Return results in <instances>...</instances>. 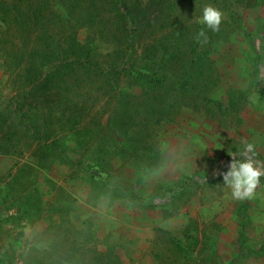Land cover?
Here are the masks:
<instances>
[{
    "label": "rangeland",
    "instance_id": "374dc122",
    "mask_svg": "<svg viewBox=\"0 0 264 264\" xmlns=\"http://www.w3.org/2000/svg\"><path fill=\"white\" fill-rule=\"evenodd\" d=\"M129 1L132 48L124 59L105 51L99 60L119 62L133 76L137 64L166 82L137 87L130 98L146 108L147 151L120 154L123 143L106 134L92 145L84 137L68 144L75 120L109 122L119 87L104 80L118 78L95 74L64 87L58 79L35 90L25 65L12 68L18 31L0 26V264L264 259V175L240 199L224 181L235 161L250 159L264 173V0ZM208 6L221 12L217 31L202 22ZM188 73L197 80L190 86L182 83ZM125 76L122 86L132 92ZM104 139L106 151L120 145L109 156V179L91 159ZM121 183L124 193L112 191ZM224 244L236 251L223 253Z\"/></svg>",
    "mask_w": 264,
    "mask_h": 264
},
{
    "label": "trees",
    "instance_id": "16d2710c",
    "mask_svg": "<svg viewBox=\"0 0 264 264\" xmlns=\"http://www.w3.org/2000/svg\"><path fill=\"white\" fill-rule=\"evenodd\" d=\"M134 4L140 7L142 2L135 0ZM130 5L129 0H0V26L10 30L15 28L18 31L17 45H20V57L12 62V68L18 69L25 65L24 72L28 73L27 79L33 89H51L53 85H57L58 79H61L59 85L63 87L76 80L80 85L86 84L92 82L95 74L103 77L102 79L109 75H116L118 78L104 80V83L111 87L116 83L118 86L115 85L114 88L119 87V90L114 92L115 97L111 98L113 103L109 122L104 125L102 121L96 120L90 125L83 119L75 120L73 133L70 134L72 136L67 137L68 144L80 145L84 137V140L88 141L87 144L92 145L106 134L110 139L115 135V141L123 143L120 154L129 149L147 151L148 144L144 136L148 128L145 124L147 122L143 121V117L147 115L146 108L143 109L141 104L134 106L135 101L130 98H136L134 91L137 87L142 89L155 84L163 86L166 82H155L144 74L143 70L137 69V64L131 67L136 69V75L133 76L126 74L125 66L119 62L103 66L99 60L105 51L109 57L124 59L132 48L129 28L132 14ZM26 37L32 39L29 46L23 41ZM218 50L215 44L212 51L216 53ZM124 75L132 80V92L124 89L127 87L123 83ZM158 75L160 74L157 73L154 79ZM196 81L194 77L190 78L188 73L182 83L190 86L189 82ZM83 121L85 125L82 127ZM96 124L97 127L93 128ZM102 141L105 146L97 147L91 159L101 165L104 175L109 179L113 169L112 157L109 156L111 151H116L120 145L116 144L118 147L106 151L109 140ZM106 158L108 160H105ZM104 179L100 178L101 185L102 181L106 183ZM124 187L121 183L112 186V191L119 193V189Z\"/></svg>",
    "mask_w": 264,
    "mask_h": 264
},
{
    "label": "clouds",
    "instance_id": "9594fccd",
    "mask_svg": "<svg viewBox=\"0 0 264 264\" xmlns=\"http://www.w3.org/2000/svg\"><path fill=\"white\" fill-rule=\"evenodd\" d=\"M202 22L209 29L217 31L221 24V12L211 6L205 7L203 9ZM199 36H204V33H199ZM244 147L247 152L254 151V145L250 143ZM261 175H264V173L254 167L250 159L247 162L235 161L224 176V181L232 187L233 196L240 199L252 194Z\"/></svg>",
    "mask_w": 264,
    "mask_h": 264
},
{
    "label": "crops",
    "instance_id": "0c3cea01",
    "mask_svg": "<svg viewBox=\"0 0 264 264\" xmlns=\"http://www.w3.org/2000/svg\"><path fill=\"white\" fill-rule=\"evenodd\" d=\"M230 236H232V238H235L236 236L238 237V229L234 225H233V227L231 229ZM225 241H228V240L226 239ZM221 249H222L223 253H228V254H230L229 252H231V251H233V252L236 251V248L235 249H231L229 246H227L225 244L221 247ZM237 249H239L238 246H237ZM249 259H251V261H252L251 263H253V264H264V259H260V260L257 261L255 256L254 257H249ZM237 260H238V258L235 259V261H237ZM237 263H239V262H237Z\"/></svg>",
    "mask_w": 264,
    "mask_h": 264
}]
</instances>
